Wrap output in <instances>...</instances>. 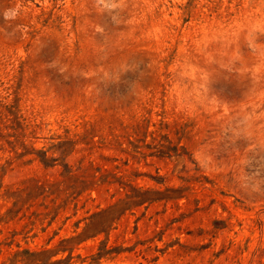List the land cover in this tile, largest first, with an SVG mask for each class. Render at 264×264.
<instances>
[{
	"label": "rangeland",
	"instance_id": "rangeland-1",
	"mask_svg": "<svg viewBox=\"0 0 264 264\" xmlns=\"http://www.w3.org/2000/svg\"><path fill=\"white\" fill-rule=\"evenodd\" d=\"M7 159L0 264L119 200L101 264H264V0H0Z\"/></svg>",
	"mask_w": 264,
	"mask_h": 264
},
{
	"label": "trees",
	"instance_id": "trees-1",
	"mask_svg": "<svg viewBox=\"0 0 264 264\" xmlns=\"http://www.w3.org/2000/svg\"><path fill=\"white\" fill-rule=\"evenodd\" d=\"M10 164L11 161L7 159L4 164L0 165V188L2 187L3 175L7 171ZM37 187L40 188L41 186ZM9 190L10 187L6 189L7 195L17 194V191L9 192ZM163 195L167 194L163 193ZM74 198L75 197H72V200L65 199L61 204H57L56 206L52 207L51 221L57 216L59 208L65 207L68 203H72V208L75 209L76 201L74 200ZM53 202L54 201L51 200V204ZM120 203L121 201L119 200L107 206L103 210L91 213L87 217L88 221L84 224V226L78 233L61 238L53 248L43 247L41 249H31L26 247L9 251V256L2 264H101V259H113L120 253L130 252L133 247H121L108 244V235L112 228V223L119 216L117 208L119 207ZM25 205H27V207H32L33 205H35V203H33L31 199H26L24 201H19V199H17L13 202L10 209L0 215V223H7L14 220L17 222L23 221V225L20 231L12 230L7 238H5L3 241H0V253L2 252V246L10 247V245L14 241V237L17 234H25L26 236V234L30 230H32L33 227H35L37 222H43V220L50 215V212L36 210L31 212H20L21 208ZM13 208H15V210ZM44 208H48V206L44 205ZM78 222L79 220L74 222L75 227H77ZM44 230L45 227L42 228V231ZM101 233L104 235V238L98 242L95 251L84 256H81L79 254H72L77 244L87 239H93ZM16 246L18 248L20 247L18 244ZM61 253L66 254L56 257V255Z\"/></svg>",
	"mask_w": 264,
	"mask_h": 264
}]
</instances>
